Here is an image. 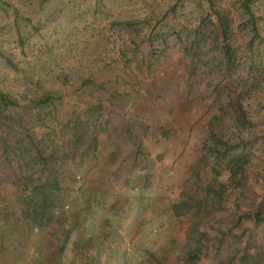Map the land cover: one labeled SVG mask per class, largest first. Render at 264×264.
Returning a JSON list of instances; mask_svg holds the SVG:
<instances>
[{
  "label": "rangeland",
  "instance_id": "1",
  "mask_svg": "<svg viewBox=\"0 0 264 264\" xmlns=\"http://www.w3.org/2000/svg\"><path fill=\"white\" fill-rule=\"evenodd\" d=\"M38 257L264 264V0H0V258Z\"/></svg>",
  "mask_w": 264,
  "mask_h": 264
},
{
  "label": "trees",
  "instance_id": "2",
  "mask_svg": "<svg viewBox=\"0 0 264 264\" xmlns=\"http://www.w3.org/2000/svg\"><path fill=\"white\" fill-rule=\"evenodd\" d=\"M220 24L224 28L223 32L227 33V26L225 25V19H220ZM225 37V35H224ZM223 44L220 46V51L222 52L223 58H224V63L227 67H230V65L233 64V49L232 46L227 42V37L224 38ZM215 43H217V40H215ZM248 90L242 91L241 93H235L233 97L229 98V103L231 101L237 100V98H240L243 96V94L247 93ZM216 117H213L212 121L209 123V128H210V133L211 137L215 140L216 142L220 141V134L217 132V122L214 120ZM248 162V157H242V156H233L231 157L228 162H227V168L229 170V173L231 174L230 176L233 178L232 180L234 182L240 181V179L243 177V172H244V165Z\"/></svg>",
  "mask_w": 264,
  "mask_h": 264
},
{
  "label": "crops",
  "instance_id": "3",
  "mask_svg": "<svg viewBox=\"0 0 264 264\" xmlns=\"http://www.w3.org/2000/svg\"><path fill=\"white\" fill-rule=\"evenodd\" d=\"M0 260H2V262L0 264H20V263H24L22 261L14 262L10 258H5V259L0 258ZM3 260H4V262H3ZM32 263L33 264H40L41 263V258L38 257L37 261H35V259H34V261Z\"/></svg>",
  "mask_w": 264,
  "mask_h": 264
}]
</instances>
